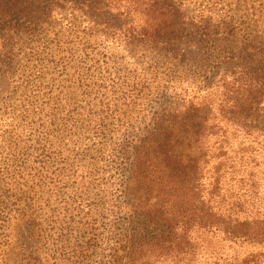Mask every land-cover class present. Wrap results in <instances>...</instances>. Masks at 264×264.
I'll return each mask as SVG.
<instances>
[{
	"label": "rangeland",
	"instance_id": "obj_1",
	"mask_svg": "<svg viewBox=\"0 0 264 264\" xmlns=\"http://www.w3.org/2000/svg\"><path fill=\"white\" fill-rule=\"evenodd\" d=\"M28 1L0 8V264H109L133 211L114 141L163 92L195 95L220 62L262 56L264 0H158L181 15L159 42L142 37L153 17L113 0H44L25 15Z\"/></svg>",
	"mask_w": 264,
	"mask_h": 264
},
{
	"label": "trees",
	"instance_id": "obj_2",
	"mask_svg": "<svg viewBox=\"0 0 264 264\" xmlns=\"http://www.w3.org/2000/svg\"><path fill=\"white\" fill-rule=\"evenodd\" d=\"M42 1L25 3V15ZM113 1L122 16L134 10L153 17V30H143L148 42L169 38L179 25L181 15L168 3ZM71 7L81 15L87 9ZM42 15L52 17V9ZM259 55L220 62L195 95L163 92L164 102H157L143 128L114 141L112 155L124 176L119 193L133 211L124 235H110L109 264H119V246L126 264H264V68L255 70L264 54Z\"/></svg>",
	"mask_w": 264,
	"mask_h": 264
}]
</instances>
